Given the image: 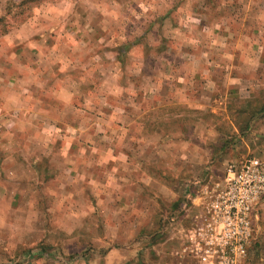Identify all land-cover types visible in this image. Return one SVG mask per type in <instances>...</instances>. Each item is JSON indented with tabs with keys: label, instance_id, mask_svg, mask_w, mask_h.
<instances>
[{
	"label": "rangeland",
	"instance_id": "1",
	"mask_svg": "<svg viewBox=\"0 0 264 264\" xmlns=\"http://www.w3.org/2000/svg\"><path fill=\"white\" fill-rule=\"evenodd\" d=\"M30 34L38 56L23 41ZM68 70L85 83L53 91L65 112L54 124L78 127L66 146L112 148L117 158L81 162V152L72 175L54 169L73 183L0 202V264H180V221L156 230L186 184L219 180L247 156L264 159V0H0V98L20 97L15 78L56 105L36 83ZM1 119L2 111L0 140L11 139ZM39 123L19 138L40 145ZM85 131L88 141L77 138ZM256 214L244 264H264V200Z\"/></svg>",
	"mask_w": 264,
	"mask_h": 264
},
{
	"label": "crops",
	"instance_id": "2",
	"mask_svg": "<svg viewBox=\"0 0 264 264\" xmlns=\"http://www.w3.org/2000/svg\"><path fill=\"white\" fill-rule=\"evenodd\" d=\"M147 23H151V22L148 20ZM37 36H38L37 34L34 35L30 34V36L28 35V37L25 36V38H23V41L25 40L29 42L26 45H29L32 48L31 53L34 56H38L39 53L44 52V50L41 49V46L38 44V41L40 39ZM73 37L74 38L78 37V35H76V32L75 35H73ZM105 38L107 39L108 37L106 36ZM58 70L61 71L62 68ZM187 70H189L190 72L193 71L191 66H189ZM71 72L72 70H68V74L65 77L62 78L56 77V79L58 80L47 79L44 81H38L36 83V86L41 89V92L43 94H46L47 92L52 93L51 97L53 99L55 98V100L57 101L55 103L56 105H54L48 98H46L42 94H40L41 96L38 95L39 97L36 98L33 97V92L31 90L32 89L31 87L34 86V84L32 83V86H30L29 84L17 85L16 83L17 81L15 78L13 79L14 84H12L15 88L13 87L11 88L14 91L17 87L20 88V92H19L20 97L17 100L13 99L14 101H11L13 97H11L8 93L4 91L5 92L4 96L0 98L1 100L4 101L3 103L0 102L1 104L0 111H2L1 121L2 124L4 125V129L6 130L5 132L8 133L9 136H11V139L3 138L2 140H0V202H6V201L11 202L17 198L18 194H20L21 196L31 192H35V189L32 187L34 185L35 188H38L37 187L38 185L48 186L49 184H53V183L56 184L60 183L66 185L68 183H73L74 180L71 176L65 179H63L62 177L59 179V173L57 171L55 172L54 169L57 170V168H59V164L64 165L65 169L68 170V175H72L73 173L76 172L77 168L80 167L79 166L80 163L76 162L77 159H75L74 157L75 156L77 157L78 154H80L81 152L82 155L79 157V159H81L80 160L81 162L87 161L88 159L90 160L91 157L95 159H101L102 153L108 154V152L110 151H111L110 156L117 158V156L114 155L112 148H97L95 145H93L92 148H69V145L66 146V143L70 144L71 142H73L72 141L73 139H76L75 138L76 136L75 135L72 136V134L70 133V129L71 130L74 129L76 131L78 127H76V125L73 123H68L66 130H62L60 126L54 124V122H56L59 119L58 116L64 114L65 112H61L59 110L57 105L61 103L60 100L61 98H59V95L56 94V91L54 95L53 91L59 90L58 88L64 86H67L68 89H74V88L77 89L80 88L82 83H85L84 81L76 80L75 77H71L69 75ZM62 79H66V80L62 81ZM75 97L76 94L75 93L73 94L72 92L67 96L66 103L68 105L73 106V99ZM32 98H34L35 101ZM35 104L36 107H34ZM193 107H197V106L195 105ZM33 110L36 111L35 117L32 116ZM79 110H83V109H79ZM87 114L88 113H86L85 111L81 112L82 117H86L85 115ZM7 116H9V119H14V122L13 123L9 122L8 124L7 121L8 119L6 118ZM96 117L98 119H103L99 116ZM32 120L34 121L37 120L38 122H42L39 123L41 128V133H39V135L43 139V141L40 142L41 143L40 145L39 142H35L37 143L35 145L23 139L24 137H26L24 133L25 127L28 126ZM25 121L27 122V125L24 123ZM83 125L86 126L85 124ZM15 128L16 129L18 128L17 131H19V133H17L18 138H14L15 136H13L14 134L12 130ZM85 129L87 130V128ZM78 133L79 134L77 138H82L88 141L87 139H85V136L87 135L86 131L78 132ZM19 136L23 138L20 139ZM26 138H29V135H27ZM57 139L62 140V144H63L62 148L54 147L55 146L54 142ZM5 143H7L8 145L5 146L4 145ZM89 151H91L90 152L91 155H89V158L85 157L82 159L81 157L86 152ZM17 153H19L20 156H16ZM138 164L142 165V163H136V167ZM44 165L47 168H45ZM148 165L153 166L154 163L151 162L148 163ZM119 178L127 180V178H124V175H122ZM221 178L215 181L221 182ZM68 180L70 182H67ZM215 181L207 182L206 180L202 181V179H193L189 181V183L186 184L185 186L183 198L177 205V206L180 205L178 209L176 210L174 209L170 213H168L165 216L164 221L162 222L163 226L162 227L160 226V228L158 227L159 229L156 230L157 233L165 232L166 227L168 226L171 227L173 224L176 223V221L177 222L180 221L182 235L180 236L181 239L178 248L179 250L176 252V256L179 259L180 264H182V262L185 264H194L190 258L181 257L179 255V252L186 242L188 230L200 223L201 213H202L201 204L203 202L204 187L210 186ZM121 183L122 185H124L123 180ZM13 184L18 185V189L15 190L14 192H12L11 190V186ZM20 196H18V198H20ZM39 196H41V193L39 194ZM42 197L44 198L43 195ZM119 197L121 198L122 196ZM32 199L35 198H30L28 200H32ZM133 199L136 201H140V199L136 196H134ZM27 209L29 211L31 210V214L38 215L36 208L29 207ZM141 211H144L143 206L141 207ZM185 212L187 213L185 214ZM9 214L10 213L8 212L7 215ZM5 215H6L5 212L0 211V216H5ZM155 232H153V234H155Z\"/></svg>",
	"mask_w": 264,
	"mask_h": 264
},
{
	"label": "built area",
	"instance_id": "3",
	"mask_svg": "<svg viewBox=\"0 0 264 264\" xmlns=\"http://www.w3.org/2000/svg\"><path fill=\"white\" fill-rule=\"evenodd\" d=\"M264 200V159L229 162L221 182L204 187L200 223L188 230L179 255L194 264H244Z\"/></svg>",
	"mask_w": 264,
	"mask_h": 264
}]
</instances>
